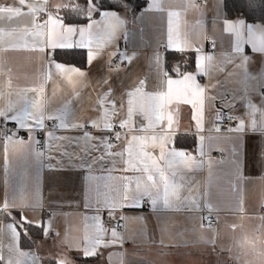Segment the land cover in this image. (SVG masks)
<instances>
[{
  "label": "crops",
  "instance_id": "1",
  "mask_svg": "<svg viewBox=\"0 0 264 264\" xmlns=\"http://www.w3.org/2000/svg\"><path fill=\"white\" fill-rule=\"evenodd\" d=\"M196 2L147 0L146 6L136 13L128 9L109 11L114 12L124 23L117 30L114 42L100 48L93 45L98 55L91 65L87 63V49L45 48L44 52H40L31 47L33 38L22 32L24 28L31 30L33 17L29 14L28 4L44 7V11L36 16L37 23H40V14L45 13L48 18V13H51L59 16L65 25L86 27L91 22L86 11L78 13L73 8L76 5L86 8L87 0H25L19 17L11 21L0 19V29L5 32L0 46L6 50L0 54V108L12 104L15 109H21L25 106V96L31 101L36 94L31 91L21 94L20 90L43 85V95L50 101L52 115L67 111L64 123L71 125L87 120L90 134L110 137L111 131L103 130L105 110H97L96 107L99 103L98 93H107L111 88V94L119 101L122 95L134 90V85L139 86L140 80L145 82L143 90L146 92H166L155 60L157 54L161 57L164 70L173 79L177 78L173 67L179 64L181 72L197 75V82L206 88L202 102V131L197 127L201 104L195 95L187 97L189 102L174 95L172 102L165 105L162 121L167 127L171 117L172 135L168 149L184 151L205 161L203 167L187 173L192 177L191 195L187 188L181 190L182 197L194 198L198 205L164 209L158 204L153 209L145 198L140 207H120L126 183L123 177L141 174L123 171L121 157H108L91 170L83 167L81 160L76 157H84L81 152V148L86 145L82 139L84 129L53 127L48 130L53 131L55 136L79 139V146L74 141L63 142L62 151L73 154L71 161L68 156L57 151L58 141L47 137V132L40 134L42 129L33 133L36 140L40 136L44 140L43 148H39L44 153L39 163L32 154L26 129H20L25 132L24 145L14 143L19 139L17 136L6 145L4 137L0 136V207L5 201L19 204L23 200L28 205L23 210L26 222L22 227L17 226L19 235L15 240L6 227L0 232V257L3 258L0 264H7L9 257L13 264L17 260L20 264H47L51 260L66 264H264V221L260 219L264 217V161L258 155L261 134L251 130L246 132L241 137L242 146L237 148L238 156L233 157L231 150L234 143L226 137L234 138L238 134L215 133L213 126L223 116L243 118L246 124H250L253 116L252 109L246 107L249 100L257 107L254 118L259 124L260 111L264 110V101L261 99L264 95V54L254 53L251 45L245 43L243 54L250 59L246 65L240 66L241 60L233 51L235 36L224 31V22L228 19L224 17L223 0H204L200 6ZM0 3L13 5V0H0ZM150 4H158L160 8H149ZM102 11L108 10L94 12L91 20L100 21ZM169 11L179 14L172 17L173 31L175 33L178 29L181 38L188 34L193 42L189 50L176 52L166 47ZM66 18H73L76 22H69ZM238 19L242 18L228 21ZM245 23L264 25L261 22ZM121 36L124 37L122 46L119 42ZM244 36L246 39V29ZM206 37L213 41L212 49H207ZM56 51L84 52L85 67L81 70L86 73L87 80L83 84H69L66 79L55 76L48 78V54L53 59ZM113 53L109 64V56ZM120 53L133 56V59H121ZM198 56L213 57L212 61H201L205 70L203 75L197 74ZM191 62L193 67L188 69ZM52 72L55 73L54 68ZM105 79L107 85L102 83ZM126 100L125 96V105ZM193 103L197 105L195 108ZM105 107L108 110V122L113 123L121 135L118 143L123 144L126 135L129 139L131 135L151 136V129L143 133L134 131L140 123L147 124L139 115L134 114L129 127L121 129L119 121L111 118V104ZM220 110L223 111L222 116H219ZM92 120L99 123V129L91 127ZM49 122H45V127ZM7 123L19 129L16 121L9 120ZM60 123L57 120V125ZM237 123L238 119L231 127ZM179 135L194 136V146L187 150L176 147L174 143ZM200 136L204 137L203 141L199 139ZM133 148L138 149L137 142H133ZM103 150L101 147L100 151L91 152L85 161L90 163L91 157L101 155ZM116 150L122 151L121 148ZM149 150L159 155V148ZM216 152L224 154L221 159L225 161L223 164L219 163L221 160L213 158ZM236 160L240 162L239 168L234 163ZM208 161L212 162L211 167ZM131 188H135V183L131 184ZM105 199L117 205L115 210L105 206ZM107 213L120 219L124 217L121 219L124 231L118 232L120 240L109 245L102 244L96 248L94 255L85 257L83 237L86 226L87 234L92 235L96 232L93 225L98 223L105 230V241L111 239L112 229L101 225V219ZM206 213L216 220L213 228H207L203 223ZM21 214L20 208H14L11 217L20 221ZM93 216L99 217V221L92 220ZM9 222L8 217L0 216V224ZM22 236L29 246L20 245ZM19 253L27 255L21 256ZM81 258L89 259L90 262H81Z\"/></svg>",
  "mask_w": 264,
  "mask_h": 264
},
{
  "label": "snow or ice",
  "instance_id": "2",
  "mask_svg": "<svg viewBox=\"0 0 264 264\" xmlns=\"http://www.w3.org/2000/svg\"><path fill=\"white\" fill-rule=\"evenodd\" d=\"M24 5L25 0H13V5L0 3V19L7 18L11 21L16 17H19L22 14V6ZM154 6L160 8V5L158 4H150L149 8ZM190 6L193 8L196 7L195 5ZM27 7L29 9V14L33 17L31 30L24 28L22 32L25 36H31L33 38L31 45L32 48L38 49L40 52H44L45 48L53 50L84 48L88 50L87 63L89 65H91L95 57L98 55V53L93 50V45L95 44L97 48H100L107 43L114 42L117 30L124 23V21L116 16L114 12L109 11L100 12V21L91 20L93 13L101 9L100 0H87L86 8L81 5L74 6L73 10L78 13L86 11L87 17L91 21L86 27L65 25L59 16H53L51 13H48V18L43 24L37 23L36 16L39 12L44 11V7L42 6L37 8L32 4H28ZM64 7L67 8V5H64ZM178 15V13H173L171 11L168 12V39L166 47L176 52H184L192 47L193 42L189 38L188 34H185L184 37L181 38V34L178 29L174 33L172 17ZM94 28L96 29L95 32H93ZM245 29L247 33L246 39L244 36ZM224 31L232 33L235 36L233 51L241 60L240 66L246 65L250 59L247 55L243 54V45L245 43L251 45L254 53L264 54V25L246 24L243 19H238L234 22L225 20ZM4 35V30L0 29V43H2ZM8 35H12V33H8ZM15 46L17 45H14V47ZM25 47H27V44H25ZM5 51L6 50L0 46V54ZM114 54L115 53L110 54L109 64H111V55ZM48 55L49 79H52L54 76L60 77L66 79L69 84L74 85L77 83L83 84L87 80L86 73L80 68L75 66H66L63 63L55 62L51 58V54ZM120 55L121 59H126L128 61L133 59V56H127L124 53H120ZM212 59V56H198L197 74H205L204 66L201 61H212ZM155 60L160 69V79L162 84L166 85V92H146L143 90L145 82L140 80L138 82L139 86L134 85V90L128 91L122 95L119 98V101H117L114 95L111 94V88H109L107 93H98L99 103L96 105L97 110H105V122L103 126L104 131H112L114 129V124L108 122V110L105 107L110 103L112 110L111 118L119 121V127L121 129L129 127L133 115L137 114L142 118V120H146L147 124L145 125L144 123H140L139 127L134 129V131L143 133L146 130L151 129V136L131 135L129 139L126 135L124 138L125 142L123 144L117 143L116 145H113V139L117 142L121 141V135L119 132H114V136L112 137L105 135L96 137L95 135L90 134L87 130V120L82 123H73L71 125L64 123L63 121L67 116V111L62 112L60 115H52L50 101H47L43 95V85L33 87L31 89L25 88L20 90L21 94L31 91L35 93L36 96L31 101H28L25 96V106L19 110L15 109L12 104H9L7 108H0V118H3L5 121H16L19 129H26L28 131L30 146H32V154L36 158L37 163L40 162L44 153L39 150L40 142L35 139L33 133L37 129H44L46 121L60 120L61 123L54 126L56 128L66 129L71 127L76 130L84 129L82 139L86 142V145L81 148V152L84 153V157H76L81 160L83 167H87L91 170L94 165L106 160L108 157H121L124 164V168L122 169L123 171H131L133 173L141 174L135 177H123V180L126 181V183L123 187L122 203L120 204V207H123L124 205L140 207L141 201L145 198H147V202L153 209H156L158 204L162 205L164 209H179L184 205H198V202L194 198L189 199L188 197H182L181 190L187 188L189 194L191 195L193 191L191 187L192 177L187 175V173L200 169L204 166L205 161H203V159H197L184 151H177L174 148L168 149L167 145L169 144L172 135L171 117L168 119L167 127H165L162 121L164 119L163 112L165 105L166 103L170 104L172 102L174 95L178 98L183 97L185 102H189L187 99L188 96L195 95L199 98V102L201 104V116L197 118V127L198 130L202 131V102L206 88L201 87V85L197 82V75L189 72H181L179 64L173 67V71L177 76L176 79H173L172 76L164 70L161 64V57L158 54L156 55ZM53 68L55 69V73L52 72ZM245 75L247 76V72H245ZM102 83L107 85V79H105ZM55 95L56 90L54 88L53 96ZM76 95H79V93L76 92ZM125 96L127 97L126 105ZM261 99L264 101V95L261 96ZM196 106V103H193V107L195 108ZM246 107H250L252 109L251 115L253 116V119L250 124H246L245 119L243 118H236L238 119V123L235 127L229 126L227 129L229 133L238 134L234 138L231 136L226 137L227 140L234 143L231 155L233 157L238 156L237 148L242 146L241 137L246 132L251 130L253 133L259 132L261 134L262 143L258 155L260 160L264 161V110L260 111L259 124H257V121L254 118L255 113L257 112L256 105L252 104L249 100L246 102ZM222 115L223 111L220 110L219 116ZM88 119H91V117ZM229 119H233V117H229ZM91 127L99 129L100 125L96 120H92ZM214 131L220 132L221 129L216 127ZM16 135L17 133H9L7 130L0 133V136H3L5 139L6 145L8 142H12L13 137ZM46 135L47 137L59 142L56 145L57 151H61V154L68 156L71 161L73 154L68 153L67 151H62L63 142L67 140L69 143H72L74 141L79 146V139L74 140V138L66 136H55L53 131H47ZM199 139L203 141L204 137L200 136ZM133 142L138 143V149L133 148ZM14 143L17 145H24L25 141L22 139H16ZM101 147L104 149L102 154L96 157H91L90 163H87L85 158L90 157L91 152L100 151ZM118 148H121L122 151H117L116 149ZM156 148H159V155H155L153 151L149 150H154ZM221 151L223 152L224 150L221 149ZM201 156H203L202 152ZM224 162V160H221L219 163L223 164ZM207 163L209 167H211L212 162L208 161ZM234 163L236 164V167L239 168L240 162L236 160ZM132 183H135L134 189L131 188ZM103 203L110 210H115L117 207L115 203H111L107 199H105ZM27 206L28 205L23 200L19 204L15 202L9 204L5 201L3 207H0V216L8 217L10 222L6 225L0 224V232H2L6 227L8 233L11 234L12 239L15 240L19 235L17 226L19 225L22 227L23 223L26 222L23 210ZM14 208H20L21 210L22 214L20 221H15L14 218L11 217V213ZM91 219L97 222L99 221V217L96 216L91 217ZM121 219H124V217H121ZM260 219L264 221V217H261ZM93 227L96 228V232L92 235L87 234L86 226V234L83 237V255L85 257L94 255L96 248L102 244L109 245L120 240L116 229L111 230V239L105 241L103 236L105 230L100 228L98 223L93 225ZM161 231H163V228ZM19 255L24 256L27 254L19 253ZM0 259L3 258L0 257ZM7 264H13L11 257H9ZM16 264H20V261L17 260ZM58 264H66V262L61 261L58 262Z\"/></svg>",
  "mask_w": 264,
  "mask_h": 264
},
{
  "label": "trees",
  "instance_id": "3",
  "mask_svg": "<svg viewBox=\"0 0 264 264\" xmlns=\"http://www.w3.org/2000/svg\"><path fill=\"white\" fill-rule=\"evenodd\" d=\"M86 1V0H80ZM101 9L108 11H121L128 9L132 13L142 10L147 0H100ZM224 17L228 20L242 18L248 23H264V0H223ZM69 22H76L73 18H66ZM53 59L57 62L66 63L83 69L85 67V54L83 51H56L53 53ZM193 67L191 62L188 69ZM195 144L194 136L179 135L175 139L174 145L181 149H191ZM38 231L40 228H35ZM22 247L29 246L28 242L23 239L20 241ZM81 262H90L89 259L79 260ZM47 264H58L51 260Z\"/></svg>",
  "mask_w": 264,
  "mask_h": 264
},
{
  "label": "built area",
  "instance_id": "4",
  "mask_svg": "<svg viewBox=\"0 0 264 264\" xmlns=\"http://www.w3.org/2000/svg\"><path fill=\"white\" fill-rule=\"evenodd\" d=\"M203 2H204V0H197L196 5L200 6L203 4ZM46 19H47V16L45 13L40 14L38 17V22L43 23ZM119 42H120V45L122 46L124 43V37L123 36H121ZM205 43H206L207 49L213 48L214 44H213V41L211 40V38L206 37ZM229 117H233V116H223L214 122V124H213L214 129L216 127H219L221 129L220 132L214 131L215 133H220V134L228 133V131H227L228 127L234 125L236 122L235 117H233V119H229ZM55 125H57V120L50 121L48 123V126H46L44 129H42L40 131V134L47 132L48 130H50V128H53ZM5 130L9 131V133H13V132L17 133L16 136L19 139L23 140L25 138V132L23 130L14 128L10 124H8L7 121H5L3 118H0V131L4 132ZM114 132H119L117 127H115L114 130L111 131L110 137L114 136ZM38 141L40 142V146L43 148V144H44L43 137L40 136L38 138ZM112 143H113V145H116L118 142L113 139ZM213 158H215L216 160H221L224 158V154H221L220 152H216L213 154ZM45 213L47 215V212H45ZM203 223L207 228H213L216 225V220H215L214 216L206 213V214H204ZM101 225L104 227H108L110 229H116L118 232L124 231V225H123L122 220L120 218L114 217L111 213H107L102 217Z\"/></svg>",
  "mask_w": 264,
  "mask_h": 264
}]
</instances>
